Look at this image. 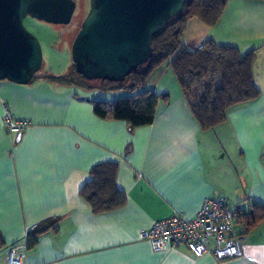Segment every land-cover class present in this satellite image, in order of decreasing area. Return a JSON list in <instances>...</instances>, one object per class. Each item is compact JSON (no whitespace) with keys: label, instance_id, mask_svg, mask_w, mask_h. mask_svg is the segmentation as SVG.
I'll return each mask as SVG.
<instances>
[{"label":"crops","instance_id":"crops-1","mask_svg":"<svg viewBox=\"0 0 264 264\" xmlns=\"http://www.w3.org/2000/svg\"><path fill=\"white\" fill-rule=\"evenodd\" d=\"M184 37L190 49L212 38L261 53L264 0H227L215 25L192 18ZM259 61L255 68L264 70ZM146 84L169 103L158 104L150 125L129 130L124 121L98 118L94 99L71 87L0 82V264L12 246L23 251V264H264V92L204 130L168 68L155 69ZM6 111L27 121L18 141L19 133L4 126ZM105 162L118 164L125 203L92 214L79 190L91 168ZM216 196L242 211L261 207L263 218L244 230L240 256L219 262L185 247L155 251L139 238L173 213L192 218L204 198ZM56 217V230L22 248L27 232Z\"/></svg>","mask_w":264,"mask_h":264},{"label":"trees","instance_id":"trees-1","mask_svg":"<svg viewBox=\"0 0 264 264\" xmlns=\"http://www.w3.org/2000/svg\"><path fill=\"white\" fill-rule=\"evenodd\" d=\"M226 1L187 0L182 11L171 17L152 38L150 60L126 77L122 82L126 85L119 86L132 94L111 100H91L94 115L104 120L124 121L129 130L150 125L158 104L169 103L167 94H157L144 88L147 79L158 67L170 70L192 116L204 130L222 124L233 106L257 99L262 91L255 83V50L242 52L212 38L196 49H190L185 44L187 22L196 18L207 26L215 25ZM83 80L72 68V72L65 75L42 76L37 72L28 84L44 81L55 87L84 88ZM117 171L118 164L114 162L99 163L91 168L90 179L80 188L79 196L89 205L92 214L115 210L125 203V194L116 185ZM235 207L237 220L246 231L263 218L258 204H253L249 211ZM58 223L59 218L56 217L35 225L27 232L25 249L34 247L44 233L56 230ZM4 246L0 234V250Z\"/></svg>","mask_w":264,"mask_h":264},{"label":"water","instance_id":"water-1","mask_svg":"<svg viewBox=\"0 0 264 264\" xmlns=\"http://www.w3.org/2000/svg\"><path fill=\"white\" fill-rule=\"evenodd\" d=\"M186 1L89 0L70 45L73 70L86 80L125 81L150 60L152 38ZM76 7L75 0H0V82L28 84L43 65L41 43L24 25L26 17L68 25Z\"/></svg>","mask_w":264,"mask_h":264},{"label":"built area","instance_id":"built-area-1","mask_svg":"<svg viewBox=\"0 0 264 264\" xmlns=\"http://www.w3.org/2000/svg\"><path fill=\"white\" fill-rule=\"evenodd\" d=\"M4 126L12 134L21 133L27 121L18 120L6 111ZM244 229L236 217V207L225 197L204 198L192 218L173 213L168 218L153 223L139 233V238L149 242L155 251L171 246L185 247L194 257L211 254L223 262L241 255ZM25 250V245L22 247ZM12 247L8 250L5 264H23L24 253Z\"/></svg>","mask_w":264,"mask_h":264},{"label":"rangeland","instance_id":"rangeland-1","mask_svg":"<svg viewBox=\"0 0 264 264\" xmlns=\"http://www.w3.org/2000/svg\"><path fill=\"white\" fill-rule=\"evenodd\" d=\"M75 2L77 7L72 21L68 25L50 24L30 17L24 19L26 28L41 43L43 65L38 72L42 76L50 74L65 75L72 72L70 45L89 8V0H75ZM257 57L260 59L259 62L264 61V51H261V53L257 52ZM254 77L255 83L264 92V70H258V67H256L254 69ZM82 82L84 88L76 86H72V88L89 99L111 100L132 94L125 89L119 88L121 85H126V82H111L113 84H108L110 81L86 79ZM148 86V84H145L144 88L147 90Z\"/></svg>","mask_w":264,"mask_h":264}]
</instances>
